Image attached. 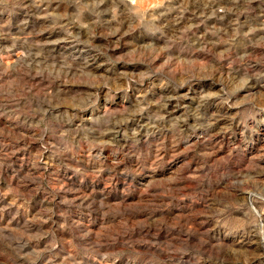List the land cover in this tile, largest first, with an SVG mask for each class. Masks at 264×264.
<instances>
[{
	"label": "rangeland",
	"instance_id": "rangeland-1",
	"mask_svg": "<svg viewBox=\"0 0 264 264\" xmlns=\"http://www.w3.org/2000/svg\"><path fill=\"white\" fill-rule=\"evenodd\" d=\"M0 264H264V0H0Z\"/></svg>",
	"mask_w": 264,
	"mask_h": 264
}]
</instances>
